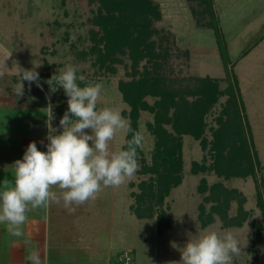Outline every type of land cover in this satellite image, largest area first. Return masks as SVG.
Instances as JSON below:
<instances>
[{
	"label": "rangeland",
	"instance_id": "374dc122",
	"mask_svg": "<svg viewBox=\"0 0 264 264\" xmlns=\"http://www.w3.org/2000/svg\"><path fill=\"white\" fill-rule=\"evenodd\" d=\"M154 1L161 12L160 21L154 22L155 29L159 31L154 39L162 40L161 46L169 53L163 66L164 73L182 84L187 78L210 76L220 80V89L226 88V75L214 33L207 25L208 15L194 14L192 9L199 11L201 8L193 0ZM213 2L221 34L227 43L228 59L230 64L233 62L228 70L233 86L237 84V108L243 116L244 141L251 145V154L256 162L255 173L245 178L217 176L213 169H209L214 162L211 156H215L209 143L202 147L199 141L182 136L183 179L164 198L163 208L168 226L162 227L160 232L157 230L156 213L151 219H136L133 210L130 216L128 209L129 203L131 207L135 206L133 195L140 192L139 183L146 182L149 175L135 173L131 179H127L125 183L129 186L125 190L129 192L128 196L121 186L115 187L116 197L120 199L114 207L115 213L118 214V209L125 212L124 219H117L116 229L119 231L123 228L120 242H124L125 249L133 251L137 264H182L181 254L185 245L209 231L221 236L228 231L235 236L241 251L233 256L232 264H264V215L257 200L258 191L264 200V39L255 44L248 54L239 57L264 33V0ZM95 12L96 4L91 5L87 0H65L64 3L60 0H0V72L4 73L0 78V104L7 99L20 103L29 107L33 116L37 111L31 107L41 106L44 110L41 112L47 115V108L51 105L55 117L51 121L52 128L55 129L54 134H59L62 127L58 122L64 114L59 116L56 112H66L59 106L61 101L67 104L68 99L64 100L67 96L63 88L53 91L42 84L48 80L46 77L57 75L60 69L73 65L77 68L78 77L89 79L88 84L103 85L98 108H112L121 114L129 111L117 89L118 81L127 79L125 72L129 61L122 58L123 64L115 65L114 73L99 75L90 66V59L81 55L90 46L88 30L96 29L89 22L96 15ZM18 69H35L39 73L40 87L36 82L29 85L27 81H22L23 99L13 92L19 79ZM40 92L44 98L38 100L36 94ZM26 96L30 99L25 104ZM227 100L228 95L220 97L205 120L208 141L211 140L209 128H217L216 118L227 108ZM146 101L149 105L153 104L151 98ZM0 111H4L1 105ZM136 123V131L144 136L143 146L139 150L146 163L150 164L155 144L150 131L153 115L149 110H140ZM166 128L171 132L170 127ZM85 131L91 134L90 130ZM124 143L125 134L117 133L116 138L110 141L112 151L120 150ZM194 163L198 169L204 170L193 174L191 169ZM201 180L206 183L203 192L199 191ZM216 183L226 190L237 192L227 209V220L240 215L238 203L243 200L241 209L247 213V219L239 227L225 226L219 214L212 212L211 203L214 202L206 201L210 188ZM200 208H203L204 217ZM142 210L144 206H141ZM210 217L212 222L202 226L201 220Z\"/></svg>",
	"mask_w": 264,
	"mask_h": 264
},
{
	"label": "trees",
	"instance_id": "16d2710c",
	"mask_svg": "<svg viewBox=\"0 0 264 264\" xmlns=\"http://www.w3.org/2000/svg\"><path fill=\"white\" fill-rule=\"evenodd\" d=\"M60 1L64 3L65 0ZM87 1L91 5L96 4V15L89 21L96 29L88 30L90 46L81 52L82 57L90 59V66L99 75L114 73L115 65L123 64L122 58H126L129 61L125 72L127 79L119 80L117 83L121 98L129 107V111H124L122 115L128 119L133 131H136V120L140 110H149L153 115V127L150 131L155 144L150 164L146 163L142 152L137 149L139 169L136 173L149 177L146 182L139 183L140 192L133 195L135 206H132L131 210L136 219H151L156 213L157 230L160 232L162 227L168 226L165 219L166 210L163 208L164 198L172 188L180 185L183 179L182 136L199 141L202 147L209 143L210 149L215 151V156H211L214 162L209 169H213L217 176L226 179L245 178L255 173L256 162L251 154V145L244 141L243 116L241 117L236 102L239 92L237 84L233 86L231 82L227 43L219 28V19L213 7L214 0H193L201 9L199 11L192 9V12L208 15L207 25L213 30L226 75L227 86L224 89H220V80L210 76L187 78L182 84L178 82L180 80L170 78L164 73L163 66L169 53L161 46L162 40L154 39L159 32L155 29L154 22L161 19L159 6L154 0ZM263 39L264 33L242 51L239 57L248 54L255 44ZM231 64L233 65V62ZM49 78L50 76L46 77ZM88 82V78H84L83 81L77 80L81 87ZM42 85L47 86L48 90L51 88L46 82ZM41 94L42 92L36 94L38 100L44 98ZM224 95H228V106L216 118L217 128L210 126L211 140L208 141L205 136L207 127L205 120L218 99ZM147 98H151L153 104L149 105ZM67 99L68 97L64 100ZM66 105V102L61 101L59 107L67 111ZM56 114L62 116L64 113L60 114L57 110ZM167 126L171 132L166 130ZM130 138L131 133L125 135L122 148L126 147V140ZM111 146L109 142L110 150ZM201 170L204 168L198 169L196 163L192 164L193 174ZM205 187V181L201 180L199 191H205ZM236 194V191L226 190L221 184L216 183L210 188L209 199L206 200L214 202L211 203L212 212L218 213L227 227H239L247 219V213L241 209L243 201L241 199L238 203L240 215L227 220V209L231 200L236 198ZM257 194L258 204L264 215V200L259 191ZM141 206H144L142 211ZM200 209L204 217L203 208ZM211 222V217L201 220L202 226H207Z\"/></svg>",
	"mask_w": 264,
	"mask_h": 264
},
{
	"label": "clouds",
	"instance_id": "9594fccd",
	"mask_svg": "<svg viewBox=\"0 0 264 264\" xmlns=\"http://www.w3.org/2000/svg\"><path fill=\"white\" fill-rule=\"evenodd\" d=\"M18 70L14 94L23 95L22 81L29 85L36 82L38 87L41 86L35 69ZM3 75L0 72V78ZM78 79L83 81L84 77H77V68L67 65L46 81L53 91L63 88L68 97V109L59 121L62 131L54 134L51 121L55 117L49 105L47 151L38 150L36 143L30 142L22 160L14 163L13 179L0 182V224L6 225L11 236L23 237L28 212L46 210L52 203H62L72 212L75 210L73 205L95 200L104 188L121 186L139 169L137 149L143 146L144 136L132 130L119 110L97 107L103 89L101 83L81 87ZM54 83L58 87L54 88ZM86 129L91 134L86 133ZM117 133H131V138L126 140V147L112 151L109 142L116 138ZM24 244L27 248L25 259L31 264H43L38 248L29 240ZM240 251L231 232L226 231L221 236L209 231L185 245L181 262L232 264L233 256L239 255Z\"/></svg>",
	"mask_w": 264,
	"mask_h": 264
},
{
	"label": "crops",
	"instance_id": "0c3cea01",
	"mask_svg": "<svg viewBox=\"0 0 264 264\" xmlns=\"http://www.w3.org/2000/svg\"><path fill=\"white\" fill-rule=\"evenodd\" d=\"M26 98L25 104L30 99L29 96ZM0 105L4 109L0 111L2 182L13 179L14 163L22 160L30 142H35L38 150L47 151L49 129L47 115L41 112L44 111L41 106L31 107L37 111L33 116L30 108L20 103L7 99ZM128 186L125 182L121 185L127 196L129 192L125 188ZM53 191L59 192L58 189ZM116 195V189L109 187L99 192L95 200L73 205L75 210L72 212L62 203H52L46 210L28 212V219L23 225L24 235L20 238L9 235L6 225L0 224V264H31L25 259V240L38 248L43 264H112L122 250H129L134 257L133 251L125 249L124 242H120L123 228L119 231L116 229L117 219L125 217L124 209L121 212L118 209V214L115 213L114 207L120 201ZM128 209L131 216L130 203Z\"/></svg>",
	"mask_w": 264,
	"mask_h": 264
},
{
	"label": "built area",
	"instance_id": "2783aa9c",
	"mask_svg": "<svg viewBox=\"0 0 264 264\" xmlns=\"http://www.w3.org/2000/svg\"><path fill=\"white\" fill-rule=\"evenodd\" d=\"M112 264H137L129 250H122L116 256Z\"/></svg>",
	"mask_w": 264,
	"mask_h": 264
}]
</instances>
